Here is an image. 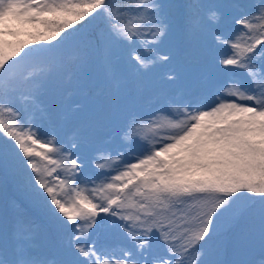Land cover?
<instances>
[{"label": "snow or ice", "instance_id": "snow-or-ice-1", "mask_svg": "<svg viewBox=\"0 0 264 264\" xmlns=\"http://www.w3.org/2000/svg\"><path fill=\"white\" fill-rule=\"evenodd\" d=\"M0 193V264H264V0H0Z\"/></svg>", "mask_w": 264, "mask_h": 264}, {"label": "rangeland", "instance_id": "rangeland-1", "mask_svg": "<svg viewBox=\"0 0 264 264\" xmlns=\"http://www.w3.org/2000/svg\"><path fill=\"white\" fill-rule=\"evenodd\" d=\"M241 2H242V3H256V2H258V0H241ZM65 75H66V76H62V77H61L62 80H68V79H69V76L67 75V73H65ZM67 77H68V79H67ZM177 93H179V95L181 94L180 88L177 89ZM179 95H178V96H179ZM77 101H78L79 103H81L85 109L88 108V106H89V102H88V98H87V97L81 98L80 100H77ZM74 102H75V101H74ZM150 110H151V109H150L149 107H147V106H145V107H143V108L141 109V111H145V112L150 111ZM50 130H51V128H50L49 125H47V124L43 125L42 128H41V135H42V136L46 135ZM105 131H107V130H105ZM164 134H165V133H163V132H159V131H158V132H153V131H151V130H147V131L145 132V135L148 136V137H151V136H153V135L159 137V136L164 135ZM104 138L107 139L108 137L106 136V137H104ZM132 154L135 155L136 153L133 152ZM97 155H99V154H97ZM97 163H101V164H102V163H104V161H102V160H98ZM88 175H89L90 178H95V177H97V176L99 175V170H97V169H91V170L89 171ZM2 195H3V194L0 193V199H2ZM105 229L108 230L107 221L105 222ZM102 235H103V233H102Z\"/></svg>", "mask_w": 264, "mask_h": 264}, {"label": "trees", "instance_id": "trees-1", "mask_svg": "<svg viewBox=\"0 0 264 264\" xmlns=\"http://www.w3.org/2000/svg\"><path fill=\"white\" fill-rule=\"evenodd\" d=\"M67 75H68V74H67ZM63 76H66V75L63 74ZM67 79H68V77H67ZM64 81H67V80H64ZM180 91H181V93H182L183 89L180 88ZM177 95H179V93H177ZM81 98H84V96L81 95V94H77V95H74V96L72 97L73 102L75 101V103H79L77 100H80Z\"/></svg>", "mask_w": 264, "mask_h": 264}]
</instances>
